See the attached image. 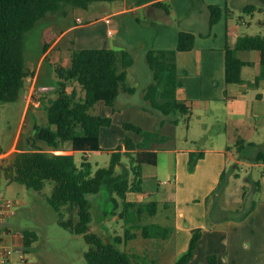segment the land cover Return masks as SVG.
<instances>
[{
  "label": "trees",
  "instance_id": "obj_1",
  "mask_svg": "<svg viewBox=\"0 0 264 264\" xmlns=\"http://www.w3.org/2000/svg\"><path fill=\"white\" fill-rule=\"evenodd\" d=\"M98 1L115 0H0V106L3 102L18 99L26 88L29 76L25 58L26 34L50 13L61 10L66 13L64 7L87 9L90 4ZM260 1L264 3V0ZM158 4L169 11L162 1ZM208 8L211 27L222 17L229 15L227 4H210ZM258 9L264 10L256 3L244 6V11L253 12ZM195 42L194 32L181 30L176 50H191ZM48 47V44L44 46L45 51ZM252 49L260 52V62L264 66V35H241L234 46L226 45L225 79L228 87L242 81L245 61L237 55V50ZM176 50H148L147 61L153 71L154 81L147 89L146 98L153 107L166 115L180 112L188 118L191 113L190 105L177 95ZM133 62L134 58L128 50L96 47L72 49L69 64L56 65L59 76L58 96L51 98L46 105L49 124H35V138L45 141L48 148L35 143L31 148L18 147L11 158L0 163V179L4 174L9 180L21 182L39 192L44 189L48 180L53 181L48 202L56 210L60 225L71 232L84 235L89 243L85 253L88 264H150L144 257L129 254L116 243L104 241L90 229L92 213L88 194L98 193L104 186L116 203L119 201L116 196L122 200L120 216L131 223L130 226L142 228L144 236L165 238L171 230L169 226L159 223H141L146 213L156 214L157 201L143 202L129 197L130 193L144 192L143 165L157 162V152L149 149L150 143L156 138L154 132L133 122H125L124 128L139 133L142 141L136 143L130 135H126L122 143L112 151L110 163L96 170L86 155L80 163L75 158V151L87 154L103 149L100 131L102 127L111 125L113 119L110 114L93 111L100 102L111 106L113 111L116 110L115 102L120 92L130 90L126 81V69ZM173 121L178 122V119L174 118ZM236 144L241 150L246 142L240 139ZM259 152L264 159V153ZM124 155L130 157V165L123 162ZM200 155L202 153L191 154L190 167L195 166ZM118 166H122V170L118 171ZM137 220L139 223L135 224ZM202 232V227L192 229L187 250L179 255L174 264L189 263ZM136 236L137 232L131 228L126 229L125 239ZM37 239L38 234L33 229H25L21 233L25 249L31 247ZM116 241L122 240L117 238ZM217 262L216 254L208 256V264Z\"/></svg>",
  "mask_w": 264,
  "mask_h": 264
},
{
  "label": "crops",
  "instance_id": "obj_2",
  "mask_svg": "<svg viewBox=\"0 0 264 264\" xmlns=\"http://www.w3.org/2000/svg\"><path fill=\"white\" fill-rule=\"evenodd\" d=\"M159 1L165 3L169 11L165 10V6H160ZM98 2L100 3L95 6L90 4L86 9L88 23L95 24L107 17H118L122 23L116 24L114 21L115 27H112L111 20L108 21L109 25L106 23L110 30L109 34L121 32L123 23L128 25L135 22L137 24L144 23L155 31L153 40H150L149 43L143 42L146 61L147 52L150 49L176 50L181 30L192 31L196 34L193 49L176 50L177 95L180 99L187 101L191 108L188 117V133L184 137L180 136V112L166 115L158 108L153 107L147 99L143 103L132 100V95L139 88L138 85L130 83L132 79H135L134 73L137 64L135 49L138 47L131 44L133 40L124 37L121 39L120 45L114 48L128 50L132 54L134 62L126 69V81L130 90L120 92L115 102L116 110L113 111L112 107L104 102L99 103L102 107L101 113L110 114L113 119L111 125L104 127H115L114 130L110 129L107 133L110 144L104 145L112 148L113 145L122 143L126 135H130L123 126L125 122H133L144 129L155 131L157 134V131L163 133L166 131L169 137H174L177 140L171 146H157L153 144L154 142L150 143L149 149L157 152V162L143 165L144 192L141 193L142 198L132 200L157 201V213L160 197L164 203L163 206L166 208L173 206L172 223L174 224L171 226L167 238L174 241L177 256L187 250L192 229L203 228L200 242L188 264H208V256L211 254L217 255V264H264V195L258 202L253 200L244 210H242L241 199L234 201L236 203L233 207L226 209L227 206L220 210L217 208L215 214L209 216V198L222 184V175L225 177L228 159L233 158L236 162H240L244 160L243 156L247 152V146L234 151L232 144L244 139L248 145L257 147L255 141L249 140V135L256 128L258 119H260L259 124H264V66L260 62V52L256 49L237 50V55L245 61L242 81L228 87L225 79V47L227 44L234 46L242 34L234 33V26L230 23L228 16L222 17L212 27L209 23L208 5L224 6L227 4L230 13L229 2L231 0H115ZM224 21L225 23H223ZM82 22V16L72 18L70 26L49 45L48 49L43 52L42 58L44 59L46 55L60 49L61 52H58L57 56L61 60L60 55L64 56L63 50L74 49L73 38L67 40L62 38L66 33L84 26ZM133 28L138 29L137 31L140 33L136 36L137 40L146 38V34L139 27ZM64 41L65 43H63ZM105 43L106 40L93 47L113 48L111 42ZM148 68L153 75L149 63ZM38 77V73L35 72L32 78L30 76L27 78L26 109L41 104L40 96H35L39 101L33 99V94L37 90ZM151 84L152 82L144 86V92H147ZM174 118H177L178 122H174ZM195 120L201 122V142L213 139L210 130L216 126L219 130H223L219 133L221 139H218L216 145L195 148L179 144L178 140H189L191 135H195L192 132V122L195 123ZM170 129L174 132L171 133ZM131 137L136 143L142 141L141 135L140 137L133 135ZM195 138L193 140H198V137ZM100 141L104 148L101 131ZM89 153L86 155L88 156ZM192 153H202V155L198 157L191 171L189 162ZM162 161L166 170L175 175V188L169 195L161 187V183H159L160 186L155 183L152 187L145 186V165L159 167ZM237 166L238 164H235V167ZM234 174L239 175L237 172ZM256 186L264 192V178L259 180ZM166 217H169L168 213H166Z\"/></svg>",
  "mask_w": 264,
  "mask_h": 264
},
{
  "label": "rangeland",
  "instance_id": "obj_3",
  "mask_svg": "<svg viewBox=\"0 0 264 264\" xmlns=\"http://www.w3.org/2000/svg\"><path fill=\"white\" fill-rule=\"evenodd\" d=\"M100 2H94L91 6L97 5ZM248 3H256L258 7L264 8V3L260 0H231L229 5L231 6V12L228 15L230 23L234 26V33L239 34H261L264 35V10H255L253 12L244 11L243 6ZM118 7V6H117ZM66 13L63 11H57L50 13L46 18L41 19L36 26L26 34L25 37V54L26 62L29 67V76L32 78L38 73L37 90L33 94V99L41 101L40 105H33L26 109L27 99L25 94L27 90L22 91L19 98L13 101L3 102L0 106V151H2V159H9L19 149L18 147L31 148L32 144H36L43 148H48V144L40 139L35 138V124L48 125V113L46 109L47 103L51 98L58 96V72L56 71V65L62 63L64 65L69 64L70 50L65 49L64 56L60 55L58 58L57 49L52 54L42 58V54L45 51L44 46L50 45L57 40L70 26L72 18L82 16V23L84 26L77 30H72L62 38L63 40L73 38V48H86L93 47L97 44L105 42H111L113 48H117L121 42V39L129 38L131 44L135 49V57L137 58V64L135 66V79H132L130 83L138 85V91L132 95V100L138 103L145 102L146 91L144 92V86L153 82L154 78L152 72L148 68V63L144 58V43H149L153 40L155 31L151 30L150 26L144 23H129L124 25L121 32L112 34L107 24L108 21H112L113 26L122 23L118 20V17H109L95 24L88 23L86 9L64 7ZM106 12V11H105ZM102 14V13H101ZM114 21L116 24H114ZM107 23V24H106ZM225 23V21L223 22ZM133 27H139L141 31L146 34L142 40H137L136 36L138 29ZM108 28V30H107ZM144 42V43H143ZM65 43V41L63 42ZM30 81L28 82V84ZM264 91V90H263ZM35 96H40L37 99ZM149 102V100L147 99ZM93 110V109H92ZM102 112V107L98 104L95 111ZM180 120V136L183 137L188 133L189 119L186 114L181 113ZM260 119H258L259 121ZM192 122V132L194 136H190L189 140H178L179 144H185V146H192L195 148H203L204 146L216 145V142L221 139L219 136L220 131L216 126L210 130V134L213 136L211 141L201 142L200 138L202 132L200 131L201 122ZM257 121L256 128L253 129V133L249 135V140L255 141L257 147L254 145L247 146V152H245L240 162H236L233 158H229L227 162V171L225 177L220 185V188L209 198V216L215 214L217 208L220 210L223 207H233L237 200L242 199V210L252 203L253 200L257 202L263 197L264 192L258 189L256 183L264 178V159L260 156V150L264 153V124H259ZM221 125H223L221 123ZM112 128L104 127L101 130L102 144H110L107 139V133ZM148 130V129H146ZM131 136L140 137L138 133L132 130H126ZM149 132H155L148 130ZM153 135L156 136L152 142L154 145H172L177 142L174 137H169L164 131H157ZM170 132L174 131L170 129ZM165 134V135H164ZM192 134V133H191ZM195 137H198V140ZM219 139V140H218ZM28 142H30L28 144ZM121 144L113 145L112 148L106 147L102 150L91 151L87 156L83 151H75V158L78 163L83 160L86 155L87 158L93 163L94 170L100 166H107L112 157L113 148H116ZM15 147L12 148V146ZM116 146V147H115ZM232 148L236 151L239 148L238 144L233 143ZM58 152V151H56ZM12 155V156H11ZM123 162L130 165V157L128 155L123 156ZM235 164H238L235 167ZM190 167V165H189ZM194 168V167H193ZM190 167V170H193ZM122 170V166H118V171ZM145 186L152 187L153 184L164 188L167 195L175 188V175L169 173L166 167L163 165V161L159 167L153 165H145ZM237 172L239 175H235ZM53 181L48 180L44 189L39 192L34 189L28 188L25 184L9 180L4 174L0 179V191L5 197L10 198L13 201L11 210L13 213L8 219L9 226L12 229L14 235L21 236V233L25 229H33L38 234V239L29 248L24 249L29 264H88L85 257V253L89 248V243L86 241L83 234L71 232L69 229L63 227L58 222V214L56 210L48 202V196L52 192ZM222 195V197H221ZM119 201L116 203L110 195L107 187L104 186L98 193L88 194V198L91 202L90 211L92 213V220L90 222V229L99 234L104 241H111L117 244L122 250H125L129 254L144 257V259L150 264H174L179 256L176 255V248L172 239H162L157 237H146L142 233V228L132 227L131 223L127 222L125 218L120 216L122 211V200L116 196ZM131 199L142 198L141 194L130 193ZM221 197V198H220ZM245 197V198H243ZM160 205L158 213L149 214L146 213L141 223H159L166 226H171L173 214V206L166 208L163 206L161 197L159 198ZM173 204L172 202H170ZM118 204V205H117ZM168 213L169 217H166ZM136 223H139L138 220ZM131 228L132 231L137 232L136 237L125 239L126 229ZM171 231V230H170ZM121 238V242H117L116 239ZM16 240H11V244H15ZM165 246V247H164ZM17 257V253L15 256Z\"/></svg>",
  "mask_w": 264,
  "mask_h": 264
},
{
  "label": "built area",
  "instance_id": "obj_4",
  "mask_svg": "<svg viewBox=\"0 0 264 264\" xmlns=\"http://www.w3.org/2000/svg\"><path fill=\"white\" fill-rule=\"evenodd\" d=\"M1 154L2 152L0 153V163H3L4 159ZM13 204V201L0 191V264H29L21 236L16 238L18 235L13 234L8 223V219L13 213L11 210ZM11 240L18 242L11 244ZM15 253H17V257H14Z\"/></svg>",
  "mask_w": 264,
  "mask_h": 264
}]
</instances>
